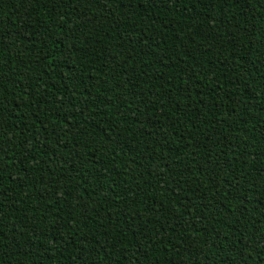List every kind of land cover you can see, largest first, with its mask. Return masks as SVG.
<instances>
[{"label": "trees", "instance_id": "obj_1", "mask_svg": "<svg viewBox=\"0 0 264 264\" xmlns=\"http://www.w3.org/2000/svg\"><path fill=\"white\" fill-rule=\"evenodd\" d=\"M0 264H264V0H0Z\"/></svg>", "mask_w": 264, "mask_h": 264}]
</instances>
